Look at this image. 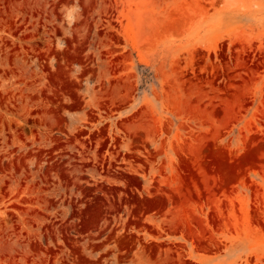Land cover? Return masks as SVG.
Returning <instances> with one entry per match:
<instances>
[{"label": "rangeland", "instance_id": "rangeland-1", "mask_svg": "<svg viewBox=\"0 0 264 264\" xmlns=\"http://www.w3.org/2000/svg\"><path fill=\"white\" fill-rule=\"evenodd\" d=\"M0 264H264V0H0Z\"/></svg>", "mask_w": 264, "mask_h": 264}]
</instances>
